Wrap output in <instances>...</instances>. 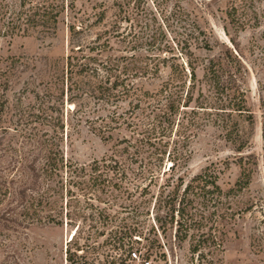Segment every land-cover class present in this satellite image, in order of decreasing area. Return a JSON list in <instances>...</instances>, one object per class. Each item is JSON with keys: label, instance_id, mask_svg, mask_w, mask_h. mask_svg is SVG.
I'll list each match as a JSON object with an SVG mask.
<instances>
[{"label": "trees", "instance_id": "1", "mask_svg": "<svg viewBox=\"0 0 264 264\" xmlns=\"http://www.w3.org/2000/svg\"><path fill=\"white\" fill-rule=\"evenodd\" d=\"M146 1L0 0V37L49 39L64 25L69 40L62 79L53 77L34 93L35 105L16 104L13 128L0 123V164L6 162L0 169V251L19 247L21 230L64 220L74 231L65 251L74 264L81 258L70 248L79 234L77 219L108 215L100 205L118 200L127 204L126 215L139 213L138 205H152L155 215L152 239L128 226L112 234L113 248L131 251L130 260L138 246L144 263L152 255L178 262V250L184 264H219L229 238L237 235L244 211L234 210L232 198L249 185V169L243 166L227 191L218 185L215 164L187 181L182 171L191 141L206 128L218 131L236 152L246 149L242 123L251 124L253 117L245 102L244 57L235 46L209 57L197 54L210 52V42L179 0H160L170 1L168 11L157 0ZM108 5L115 13L106 23ZM259 7L264 0H227L225 15L238 32L260 29ZM168 28L178 30L173 38ZM155 80V89L144 88ZM6 84L0 79V86ZM6 104L0 100V114ZM64 111L101 141L114 140L110 154L87 163L65 159ZM115 131L123 133L113 139ZM261 137L264 161V114ZM90 229L88 239L101 235L95 224Z\"/></svg>", "mask_w": 264, "mask_h": 264}, {"label": "rangeland", "instance_id": "2", "mask_svg": "<svg viewBox=\"0 0 264 264\" xmlns=\"http://www.w3.org/2000/svg\"><path fill=\"white\" fill-rule=\"evenodd\" d=\"M149 1H146L147 4ZM151 1L154 2V0ZM179 2L184 11L205 32V37L210 42L212 49L210 52L201 50L196 51L197 54L209 57L223 51L225 46L230 49L235 46L243 55L248 71L243 79L245 102L253 117L251 124L242 123L243 131L247 136V145L246 149L240 153L225 142L215 129L206 128L198 133L191 141L190 156L186 168L182 171V177L187 181L206 167L215 164L219 169L218 185L223 191H227L241 177L243 166L249 169V185L232 198V203H235L234 210L241 208L244 211L237 222V235L229 238L219 264H264V161L261 137L264 114L262 106L264 101V20H261L260 29L246 28L245 31L238 32L231 27L225 15L227 0H179ZM79 4H77L78 8ZM157 4L160 9L167 11L172 7L170 1L161 5L160 0H157ZM108 7L106 23L112 20L115 13L110 5ZM148 7L150 8L151 4ZM259 11L261 15H264V8L259 7ZM159 14L163 18L161 12ZM168 30L172 38L174 32H178L177 29L168 28ZM98 31L97 27L86 37ZM164 41L170 42V39L167 38ZM256 42L259 44L258 48L253 44ZM68 49V32L64 25H60L57 34L49 39L0 37V79L7 81L5 88L3 85L0 86V100L5 99L7 102L6 109L0 114L1 125L13 128L14 126L9 123H12L17 115L15 105L19 104L23 109L35 105L37 99L34 93L42 92L46 83L53 77L62 79L66 69ZM200 74L198 72V76ZM149 84L144 83V88L152 90L158 86L159 81L155 80ZM72 107V105H66L65 109ZM75 118L64 111L63 138L66 139L67 134L69 137L68 141L63 140L61 144L65 159L76 163H87L92 159L99 160L109 155L114 140L101 141L88 125L77 123ZM122 133V131L113 132V139L118 138ZM4 164H0V169ZM156 190L157 188H152L154 195ZM126 205L122 200L111 205L102 204L100 207L107 209L108 215H99V219L98 215H83L77 219V225H80L79 234L70 248L77 257L81 258L74 264H184L181 251L178 250L176 251L180 259L178 262L174 257L167 256L168 262L165 263L159 255H152L147 259V263H144L141 258H145L146 254L138 246L132 248V251L137 252V257L134 258L131 255L133 260H130L128 255L131 251L124 252L113 248L112 234L128 227L137 229L149 239L153 236L151 229L154 227L155 215L152 205L144 208L138 205L139 213L134 215L125 214L122 207H127ZM147 209L149 212H146ZM94 224L97 226V233L101 235L95 240L88 239V234L94 231L90 229V226ZM73 232V228L66 226L64 220L59 225L34 226L25 231L21 230L19 233L21 245L11 246L6 242L10 253L8 250L0 251V264H71L66 260L65 251ZM10 234V238H17L18 234ZM98 244L102 246H97ZM12 253L15 258L3 262L5 257Z\"/></svg>", "mask_w": 264, "mask_h": 264}, {"label": "built area", "instance_id": "3", "mask_svg": "<svg viewBox=\"0 0 264 264\" xmlns=\"http://www.w3.org/2000/svg\"><path fill=\"white\" fill-rule=\"evenodd\" d=\"M132 256L135 258L136 256L134 254H132Z\"/></svg>", "mask_w": 264, "mask_h": 264}]
</instances>
